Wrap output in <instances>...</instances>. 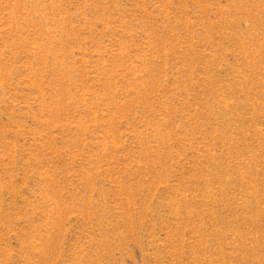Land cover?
Returning <instances> with one entry per match:
<instances>
[{
	"label": "rangeland",
	"instance_id": "1",
	"mask_svg": "<svg viewBox=\"0 0 264 264\" xmlns=\"http://www.w3.org/2000/svg\"><path fill=\"white\" fill-rule=\"evenodd\" d=\"M0 264H264V0H0Z\"/></svg>",
	"mask_w": 264,
	"mask_h": 264
}]
</instances>
